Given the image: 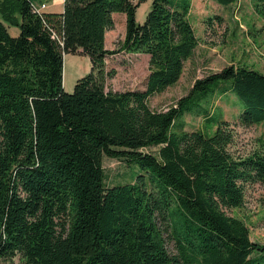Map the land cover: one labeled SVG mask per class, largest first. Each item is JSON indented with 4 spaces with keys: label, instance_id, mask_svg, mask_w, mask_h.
I'll return each mask as SVG.
<instances>
[{
    "label": "trees",
    "instance_id": "obj_1",
    "mask_svg": "<svg viewBox=\"0 0 264 264\" xmlns=\"http://www.w3.org/2000/svg\"><path fill=\"white\" fill-rule=\"evenodd\" d=\"M144 1L63 0L58 13L0 0V261L264 264V243L229 213L243 205L246 184L264 186V144L234 155L230 123L201 106L216 91L233 92L239 123L263 122L264 73L230 64L196 79L166 109L152 108L149 98L179 80L198 37L190 0H151L139 23ZM252 2L264 17V0ZM117 12L125 33L110 50L105 34ZM119 52L148 55L143 89L107 88L115 71L106 60ZM64 53L91 62L71 93L62 87ZM186 113L203 114L215 129H185ZM104 156L141 172L106 185Z\"/></svg>",
    "mask_w": 264,
    "mask_h": 264
},
{
    "label": "rangeland",
    "instance_id": "obj_2",
    "mask_svg": "<svg viewBox=\"0 0 264 264\" xmlns=\"http://www.w3.org/2000/svg\"><path fill=\"white\" fill-rule=\"evenodd\" d=\"M31 1L38 6L42 2L47 4L46 12L59 13L63 10V0ZM150 3L151 0H145L140 4L136 11L137 22H143ZM188 18L198 37V44L193 55L185 61L179 80L149 98V105L154 109H166L186 95L196 79L218 72L230 64H245L264 73V17L256 12L252 0H237L229 6H221L215 0H190ZM113 21V28L106 31V46L110 50L118 48L124 37L125 14L115 13ZM7 29L11 36L19 33V29L14 26H8ZM67 56L70 54L63 55L62 87L65 92L71 93L80 77L65 74V69L66 73L70 70ZM81 63V58L77 56L70 65L72 67ZM106 64L108 69L115 71V75L106 82L107 88L121 91L145 87L149 72L147 54L119 52L109 55ZM201 106L207 109L209 115L230 123L233 141L228 149L231 153L245 156L262 148L264 121L241 125L239 114L242 103L235 93L216 91L206 101H202ZM183 120L187 130L201 129L212 133L215 129V123L208 124L203 114L186 113ZM102 166L106 185L131 181L135 174L141 172L136 165L131 167L134 171L130 172L131 168L123 162L107 156L103 157ZM244 188L243 205L229 210V213L246 223L251 240L264 243V186L255 182L246 184ZM166 246L172 251L171 242L166 241ZM0 264H20V259L14 257L13 260L0 261Z\"/></svg>",
    "mask_w": 264,
    "mask_h": 264
},
{
    "label": "crops",
    "instance_id": "obj_3",
    "mask_svg": "<svg viewBox=\"0 0 264 264\" xmlns=\"http://www.w3.org/2000/svg\"><path fill=\"white\" fill-rule=\"evenodd\" d=\"M47 7H48L47 4H45V7L42 8L41 11L46 12ZM114 14H113V16H114ZM105 48H107V46H106V34H105ZM65 54H70V56L66 57V58H69L68 64H69L70 70H68V72L66 73V69H65V74L68 75L69 77L70 76H72V77L75 76L78 78L82 77V76H84L85 73L89 72V70L91 69V62H90V59L87 55H81V54H76V53H64L63 55H65ZM77 56H79L81 58L82 63L75 65V66L73 65L71 67L70 62H74V58ZM75 62L77 63L78 61H75ZM66 67H67V65H66ZM64 79H65V75H64Z\"/></svg>",
    "mask_w": 264,
    "mask_h": 264
},
{
    "label": "built area",
    "instance_id": "obj_4",
    "mask_svg": "<svg viewBox=\"0 0 264 264\" xmlns=\"http://www.w3.org/2000/svg\"><path fill=\"white\" fill-rule=\"evenodd\" d=\"M45 7V3H40V5L38 6V5H35V4H33V9L35 10V11H41V9L42 8H44Z\"/></svg>",
    "mask_w": 264,
    "mask_h": 264
}]
</instances>
